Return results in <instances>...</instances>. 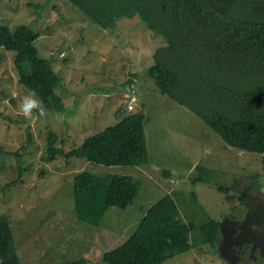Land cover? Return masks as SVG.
I'll use <instances>...</instances> for the list:
<instances>
[{"label":"rangeland","instance_id":"1","mask_svg":"<svg viewBox=\"0 0 264 264\" xmlns=\"http://www.w3.org/2000/svg\"><path fill=\"white\" fill-rule=\"evenodd\" d=\"M0 24L12 31L27 25L40 34L36 46L59 72L55 91L66 104L64 113L26 120L19 105L33 91L19 83L15 52L0 47V216L12 220L22 264H105L104 254L122 245L168 194L178 200L182 221L196 224L194 243L208 216L223 222L242 208V181L264 187V154L228 145L199 115L159 90L149 69L166 41L139 17L124 18L109 30L70 0H0ZM132 79L134 111L147 117L148 162L106 166L76 157L53 159L50 132L59 136L57 147L70 151L132 112L125 97ZM28 126L34 137L23 150ZM197 165L210 170L209 182L193 181ZM83 172L133 177L139 194L127 209L109 208L99 226L82 221L74 186ZM164 264L227 263L215 246L202 244Z\"/></svg>","mask_w":264,"mask_h":264},{"label":"trees","instance_id":"2","mask_svg":"<svg viewBox=\"0 0 264 264\" xmlns=\"http://www.w3.org/2000/svg\"><path fill=\"white\" fill-rule=\"evenodd\" d=\"M70 1L103 29L112 30L124 18L139 17L166 41L156 49L149 69L159 90L199 115L228 145L264 154V0ZM39 36L27 25L12 31L0 24V47L15 52L19 83L42 100L47 112L64 113L65 101L55 91L61 76L48 58L40 56ZM146 122L144 111H132L70 151L57 147L59 136L50 132L48 151L53 159L76 157L106 166H142L148 162ZM26 131L23 150L34 137L30 126ZM196 171L194 182L210 181L209 169L197 165ZM139 188L130 176L83 172L75 178L77 215L99 226L109 208L130 207ZM245 200L242 195L240 201ZM182 220L178 200L166 195L122 245L104 254V263L164 264L197 245H217L221 222L208 216L192 243L196 224ZM0 264H22L7 215L0 216Z\"/></svg>","mask_w":264,"mask_h":264},{"label":"flooded vegetation","instance_id":"3","mask_svg":"<svg viewBox=\"0 0 264 264\" xmlns=\"http://www.w3.org/2000/svg\"><path fill=\"white\" fill-rule=\"evenodd\" d=\"M242 183L239 190L246 200L236 214L221 222L215 247L227 264H264V187Z\"/></svg>","mask_w":264,"mask_h":264},{"label":"clouds","instance_id":"4","mask_svg":"<svg viewBox=\"0 0 264 264\" xmlns=\"http://www.w3.org/2000/svg\"><path fill=\"white\" fill-rule=\"evenodd\" d=\"M64 55H65V53L63 52L60 56H64ZM135 86H136L135 82H134V84H130L129 93L127 95H125V97L128 98V95L131 94L132 87L134 90V94L136 95V91L134 89ZM128 100L130 101V98H128ZM137 101H138V99H137ZM128 105H129V102H128ZM136 105H137V103H135L133 110H129V109L128 110L134 111L135 108L137 107ZM19 110H20L21 114L23 115V117L26 120H28L29 122L47 115V109L42 106L41 101H39L36 98V95L34 92L27 94L22 98L20 105H19Z\"/></svg>","mask_w":264,"mask_h":264},{"label":"built area","instance_id":"5","mask_svg":"<svg viewBox=\"0 0 264 264\" xmlns=\"http://www.w3.org/2000/svg\"><path fill=\"white\" fill-rule=\"evenodd\" d=\"M128 98H130L129 105H128V109L129 110H133L134 109V106H135V103L137 101V97L134 94L133 87H132V90H131V94L128 95Z\"/></svg>","mask_w":264,"mask_h":264}]
</instances>
